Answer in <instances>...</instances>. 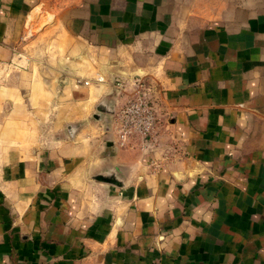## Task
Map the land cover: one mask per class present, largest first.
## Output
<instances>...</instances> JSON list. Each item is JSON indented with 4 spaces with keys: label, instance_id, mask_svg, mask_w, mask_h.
<instances>
[{
    "label": "crops",
    "instance_id": "0c3cea01",
    "mask_svg": "<svg viewBox=\"0 0 264 264\" xmlns=\"http://www.w3.org/2000/svg\"><path fill=\"white\" fill-rule=\"evenodd\" d=\"M242 1L0 0V264H264V11ZM138 88L160 121L121 142Z\"/></svg>",
    "mask_w": 264,
    "mask_h": 264
},
{
    "label": "built area",
    "instance_id": "2783aa9c",
    "mask_svg": "<svg viewBox=\"0 0 264 264\" xmlns=\"http://www.w3.org/2000/svg\"><path fill=\"white\" fill-rule=\"evenodd\" d=\"M113 120L114 130L121 142L137 138L146 143L153 138L160 118L153 99L138 88L119 106Z\"/></svg>",
    "mask_w": 264,
    "mask_h": 264
},
{
    "label": "rangeland",
    "instance_id": "374dc122",
    "mask_svg": "<svg viewBox=\"0 0 264 264\" xmlns=\"http://www.w3.org/2000/svg\"><path fill=\"white\" fill-rule=\"evenodd\" d=\"M240 2H243V1L240 0ZM245 2L247 4H251L253 7H256L257 10L264 11V0H245ZM21 122H22V125H23V128L21 129V132H22V135H25L24 125H26V123L29 122L28 115H26L25 113H22ZM10 126H14V125L12 123H10V122H7V127H8L7 129H9ZM11 129H13V127Z\"/></svg>",
    "mask_w": 264,
    "mask_h": 264
}]
</instances>
